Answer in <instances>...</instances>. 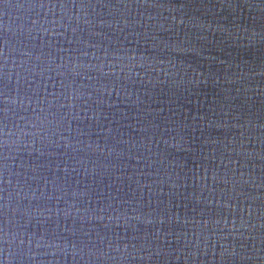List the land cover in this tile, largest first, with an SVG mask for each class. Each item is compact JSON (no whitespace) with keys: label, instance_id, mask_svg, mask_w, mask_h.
<instances>
[{"label":"water","instance_id":"1","mask_svg":"<svg viewBox=\"0 0 264 264\" xmlns=\"http://www.w3.org/2000/svg\"><path fill=\"white\" fill-rule=\"evenodd\" d=\"M0 264H264V0H0Z\"/></svg>","mask_w":264,"mask_h":264}]
</instances>
